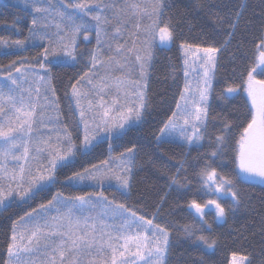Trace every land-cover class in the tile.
<instances>
[{
	"label": "snow or ice",
	"instance_id": "6c2138e0",
	"mask_svg": "<svg viewBox=\"0 0 264 264\" xmlns=\"http://www.w3.org/2000/svg\"><path fill=\"white\" fill-rule=\"evenodd\" d=\"M25 6L40 14L32 19L33 29H56L51 36L47 32L41 34L32 31L34 39L48 41L42 53L43 61L48 63L78 62L77 38L84 34L87 40L88 33L95 32L97 47L89 53L88 70L69 85L71 97L75 100L73 115L78 112L77 128L82 132L80 154L87 155L104 140H121L132 125L140 123L143 118L147 108L146 82L113 77L111 73L115 69H128V54L131 53L139 63L141 77H144L152 46L157 41L161 45L172 43L174 30L169 23L161 22L163 0H156L151 11L146 7L141 10L139 5H131L132 15L138 17L133 25L137 31L133 33L131 47H126L127 41L119 42L122 25L126 21L121 18L124 10L113 3L105 4L103 0H25ZM105 9H114L113 15H107ZM143 16H147L151 23L140 35ZM107 25H113L111 36ZM232 27L235 28V23ZM109 39L116 44L114 51ZM14 43L18 48L24 47L23 41ZM103 47H107L111 53L106 59L102 57ZM180 48L184 56V89L180 93L176 111L164 124L157 139L168 142L178 132L188 145L199 144L207 128L208 100L220 49L213 45L194 47L186 43H182ZM39 66L47 71L46 63ZM27 67L30 66L15 68L20 76H14L9 71L5 83L0 84V207L5 206V201L13 195L23 203L35 199L56 182L57 170L70 166L77 156V145L67 126L62 129L51 126L54 120L60 118L55 89L46 87L44 103H40L41 88L25 87L30 75L38 76L22 71ZM197 68L202 72L188 79L189 70L196 71ZM101 70L103 75L100 74ZM38 79L46 85L50 83V77L45 80L43 76H38ZM126 84H132L135 88L136 99L131 102ZM241 88L246 94L248 114L234 141L232 162L235 175L244 182L264 184V46H258L256 62L247 71ZM239 90L228 87L226 92L231 97ZM49 91L52 98L47 95ZM52 111H56L55 116L49 115ZM41 127H48V133L40 132ZM230 131L231 125L226 122L215 137L216 150L212 151V157L222 151ZM127 153L121 154L118 165L120 174L112 172L110 168L101 169L93 165L95 171L85 168L70 179H88L98 185H102L105 179H115L123 194L130 187V154L134 153V147L128 148ZM9 161L13 162L11 166ZM31 162H35L34 168ZM103 163L106 166L109 164L108 161ZM198 175L200 186L208 198L202 202L193 199L187 206L194 210V219L210 229L207 215L214 213L215 218L223 222L229 208L234 209L239 205V194L233 181L210 164H205ZM171 183L182 187L176 177L171 178ZM93 195L63 197L57 193L47 204H41L39 210L33 209L35 215L33 212L27 213L28 221L23 232H18L13 226L7 264H35L31 258L25 260L22 253L43 256L41 264H138L139 261L144 264H165L169 232L164 227L154 224L153 219L129 212L123 204H114L102 191L96 194L95 200L90 199ZM229 197L232 203L226 207L222 201ZM52 212L55 215H50ZM107 220L113 222L108 223ZM184 230L189 235L194 234L191 225H186ZM197 239L209 248L214 247V242H209L202 234ZM25 240L26 244L23 243ZM247 259L233 254L231 264H244Z\"/></svg>",
	"mask_w": 264,
	"mask_h": 264
},
{
	"label": "trees",
	"instance_id": "16d2710c",
	"mask_svg": "<svg viewBox=\"0 0 264 264\" xmlns=\"http://www.w3.org/2000/svg\"><path fill=\"white\" fill-rule=\"evenodd\" d=\"M163 4L161 22L170 24L174 40L170 47L155 48L153 52L146 90L147 108L141 124L130 128L119 141L104 140L87 155L78 153L70 166L57 170L56 182L45 192L28 203L11 204L0 212V264L6 262L17 221L33 209L38 210L57 193L75 197L97 192V189L73 187L63 180L104 162L109 154L121 155L130 147H134V158L128 193L122 194L114 188H104L102 192L115 204H123L138 216L153 219L154 224L169 232L165 264H229L233 254L247 257V264H264V186L237 179L232 162L234 141L248 114V106L242 93L231 97L225 93L228 87L240 89L247 71L255 63L264 36V0H164ZM31 28L29 11L16 4L1 6L0 38L7 40L10 46L17 40L24 42ZM182 43L194 47L213 45L220 49L204 139L191 146L157 140L175 111L183 89ZM83 46L80 41L77 49ZM44 47L33 44L0 54V72H9L21 65L39 67ZM46 65L62 122L79 144L81 131L73 115L69 85L83 75L88 63L82 58L73 65ZM226 122L231 125L227 143L212 157V151L216 150L215 137ZM205 164L233 181L240 200L234 209L229 208L222 223L216 222L213 213L207 215L210 229L197 222L187 206L193 199L202 202L208 198L198 175ZM172 177H176L182 187L172 184ZM222 202L226 207L232 203L230 198ZM186 225L192 226L193 235L185 232ZM201 234L214 242L213 248L207 249L206 244L197 239Z\"/></svg>",
	"mask_w": 264,
	"mask_h": 264
},
{
	"label": "rangeland",
	"instance_id": "374dc122",
	"mask_svg": "<svg viewBox=\"0 0 264 264\" xmlns=\"http://www.w3.org/2000/svg\"><path fill=\"white\" fill-rule=\"evenodd\" d=\"M38 2H40V1H38ZM44 2H46V1H44ZM103 2L105 4L113 3V4H115L117 6L118 9H123L124 10L123 13L121 14V18L124 21H126V23L122 25L121 37L118 38V39H119L120 43H125V41H127L126 47H131L132 46L133 33H135L137 31L134 28L133 25L137 22V18H138L137 16L132 15L133 9L131 8V5H134V4L135 5H139L141 10H143L146 7L148 9V11H151L152 6L156 3V0H103ZM8 4H12V5L16 4L19 7L26 9L32 15V19H33L34 16H39L40 15L39 13H35L32 10V8L26 7L25 6V0H0V9H1V6L8 5ZM113 11H114V9H105L106 14L109 15L110 17L113 15ZM85 19H89V18L86 17ZM89 22L90 23H95L94 21H91V20H89ZM140 23H141V28L139 30V33H140V35H143L144 29L147 27L148 24L151 23V20H149L147 16H143V18L140 20ZM106 27H107V29L109 31V35L111 36L112 31H113V25H107ZM32 31H37V32H39L41 34L47 32L48 35L51 36L56 31V29L54 27H50L48 29H44V28L33 29V27H32L30 32H29V35H28L27 39L24 41V47L22 49H24V48H26V47H28L30 45H33V44L34 45L35 44H42L45 47L48 46V41L47 40L41 42L39 39H34L32 37ZM0 41L5 42V43H0V54H5V53L12 52V51H15L18 48L15 44L10 46L9 42L7 40H5V39L0 38ZM80 41L84 44V46L81 49L78 50L77 48H78V45H79ZM92 41H94V42L91 45L90 42H92ZM109 42L112 43V49L114 51L115 50V46H116L115 42L111 41L110 39H109ZM76 44H77V48H76L77 61L83 58L88 63V67H89V59H88L89 53L91 51L95 50L96 47H97V41H96L95 32L92 31V32L88 33V39L87 40L84 39V34H81L77 38ZM137 45L139 46V41H137ZM170 46H171V44H169V45H161V44H159L158 41L152 46L151 59L147 63L146 75L144 77H141L139 63L135 61V56L133 54H131V53L128 54V59H129L128 69H130V71L128 69H125V70L115 69L111 73V75L113 77L122 76L126 80L144 81V82H146V89H145V93H146L147 83H148V76H149V68H150V64H151V60H152V56H153V52H154L155 48L165 49V48H168ZM261 46H264V36H263V41L261 43ZM180 51H181V60H182V62H181V64H182V72H183V77H184V82H185L186 77L184 75V63H183L184 56H183V52H182L181 48H180ZM109 54H111V53H109L108 48L107 47H103V49H102V57L106 59L107 55H109ZM257 56H258V52H257L256 58H257ZM255 62H256V60H255ZM41 63L49 64L46 61H42ZM76 63L77 62H71V61L66 62V63L65 62H60V64H66V65H73V64H76ZM51 64H53V63H51ZM18 67H21V66H18ZM22 71H28L30 73H36V74H38V76H43L45 78V80L49 79L47 74H46V72H48V71H45V69L40 68V66L39 67L30 66V67H27V68H22ZM189 71H190V75H189L188 79H190V80L193 79L197 75V73L202 72V70L199 69V68H197L196 71H191V70H189ZM11 72H12V74L14 76H20L21 75L20 73H17L15 71V69L12 70ZM100 74L101 75L104 74L103 70H101ZM7 75H8V72H5V73L4 72H0V84L5 83V77H7ZM38 76L30 75L29 78H28V82L25 83V87L31 86L33 89H35L36 87H40L41 88L40 103H44L43 96L45 95V88L46 87L52 88V87H51L50 83L46 85L44 83V81H39ZM213 81H214V79H213ZM213 81H212V84H213ZM81 83L83 84L84 82L82 81ZM85 87H88V86L85 85ZM125 87L127 88V90L130 93V95L128 96L129 102L135 100L136 97L134 95V92H135L134 86L132 84H126ZM183 89H184V84H183ZM183 89H182V91H183ZM4 90L7 91L6 88ZM225 93L228 96L227 92H225ZM238 93H242L244 95V97L246 98V94L243 92L242 88H240V90L237 93L233 94L232 96H234V95H236ZM47 95L49 96V98H52L51 91L47 92ZM69 98H70V101L72 103V107L74 109L75 108V100L71 97V90L69 92ZM121 98L123 99V94L122 93H121ZM55 99H56V97H55ZM209 101H210V96H209L208 104H209ZM86 106L87 105L85 103V107ZM38 111H39V109H38ZM57 111L59 112V108H58ZM175 111H176V108H175ZM49 115L55 116L56 115V111L50 112ZM75 115H76L77 121H78V119H79L78 112ZM59 117H60L59 120L58 121L54 120L52 122L51 126L59 127V128L62 129L63 126H65V125L62 122L63 120H62V118L60 116V113H59ZM143 118H144V115H143ZM143 118H142V120H143ZM142 120H141V122H142ZM141 122L138 123V124L132 125V127L139 126L141 124ZM40 132L47 134L48 133V127H41L40 128ZM160 133H159L158 136H160ZM81 139H82V132H81ZM169 140L170 141H176V142L182 143V144L187 145V146H191V145H188L187 143H185L180 138L178 132L176 134H174V137L170 138ZM158 141L160 142L162 140H158ZM53 142H55L54 133H53ZM73 142H74V140H73ZM200 142H199V144H200ZM74 143L77 145L76 151H77V154H78V153H80V143L79 144H77L76 142H74ZM192 145H198V144H192ZM122 154H126L127 155L128 153H127V151H125ZM130 155H132V161H131V169H132L134 153H132ZM120 158H121V155L113 156L112 154H109L108 158L105 160V161L109 162V164L107 166L104 165L103 162L99 163L96 166L101 168V169H104V168L107 167V168H110V170L112 172H116V173L120 174V169L118 167V165L120 164ZM44 162L46 163V160ZM31 163H32V166L34 168L36 166L35 162H31ZM12 164H13V162L9 161V166H11ZM89 169L95 171V169H93V167H91ZM130 175H131V173H130ZM71 177H73V176H71ZM71 177L66 178L65 180H63V182L65 184L71 185V186L76 187V188H92V189H97L98 190L97 192L96 191L90 192V193L94 194L92 197H90V199H92V200H95L97 198L96 194L100 193L104 188H114V189L119 190L118 183H117V181L115 179H111V180L105 179L102 185H98L95 181H92V180L85 179L83 181H74V180L70 179ZM258 184L264 186V184H261V183H258ZM119 191L121 192V190H119ZM127 193H128V189L123 194H127ZM88 194L89 193H85V194H82V195L87 196ZM60 195L63 196V197H67V196H65L63 194H60ZM54 196H56V194ZM104 196H106V195H104ZM20 203H22V201L19 200V197H16L15 195H13L12 197L9 198L8 201H5V206L0 207V212H2L6 207H8L11 204H20ZM37 209L39 210L40 207L37 208ZM190 211L195 216L194 210H190ZM129 212H131V211H129ZM33 215H35L34 212H33ZM50 215H55V212L50 213ZM215 220H216L217 223H222L221 221H218L216 218H215ZM26 221H28V216H25L24 219H22L20 221H17L15 223V226H16V229H17L18 232H23L25 230ZM107 222L108 223H112L113 221L112 220H107ZM116 223L118 224L119 220H117ZM10 243H11V241H10ZM23 243L26 244L27 241L25 240V241H23ZM121 243H123V242L121 241ZM206 248L210 250V248L207 245H206ZM22 256L24 257L25 260L31 258L32 260L35 261V264H41L42 260H44L43 256L35 254V253H33V254H23L22 253ZM232 256L233 255H231L230 258H229V264H231ZM236 256L237 257H241V255H236ZM8 259L9 258H8V252H7V257H6L5 264H7ZM165 260H166V257H165ZM247 261L248 260H246L244 262V264H247ZM138 264H144V262L143 261H139Z\"/></svg>",
	"mask_w": 264,
	"mask_h": 264
}]
</instances>
